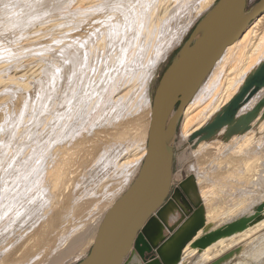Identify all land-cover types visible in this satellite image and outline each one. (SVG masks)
<instances>
[{"label": "rangeland", "instance_id": "1", "mask_svg": "<svg viewBox=\"0 0 264 264\" xmlns=\"http://www.w3.org/2000/svg\"><path fill=\"white\" fill-rule=\"evenodd\" d=\"M83 1L0 0V75L4 76L0 78V264H8L3 260L7 246V251L21 246L19 257L23 243L32 239L44 211L62 201L66 194L72 195L71 207L58 228L59 247L50 254L44 249L33 251L25 259L30 262L25 264H78L86 258L107 210L139 173L143 159L131 165L121 162L147 147L150 123L146 138L145 121L149 113L152 116V100L160 77L218 2L213 0L203 8L204 0ZM257 1L248 0V7ZM97 5L101 7L90 10ZM154 9L165 17L151 25L155 16L150 15L151 20L148 16ZM263 91L255 96L259 99ZM108 93L112 98L106 102ZM255 96L251 99L253 105L249 101L250 105L247 103L239 113L255 105L258 100ZM263 111L249 131L227 137V129L223 128L200 144L190 138L195 132L188 137L183 135L184 115L179 122L172 142L174 169L190 168L199 188L207 185L213 191L214 204L221 211L220 219L213 221H219L218 224L222 221L215 229L252 215L263 203H260L264 197ZM136 117L139 125L133 122ZM123 122L129 124V136L133 138L106 141ZM233 136H237L238 147L232 150L228 145ZM213 141L221 150H217ZM78 143L85 150L70 164L63 194L58 195L49 172L58 157L73 153ZM255 175L258 177L254 178ZM102 202L106 204L98 211ZM247 208H252V212L245 215ZM262 234L264 237V227L253 236L259 239ZM255 240L251 244L246 240L237 243L210 262L240 248L229 263L232 264L245 249L253 248ZM69 247L72 252L57 260ZM13 261L12 264H22L23 259Z\"/></svg>", "mask_w": 264, "mask_h": 264}, {"label": "water", "instance_id": "2", "mask_svg": "<svg viewBox=\"0 0 264 264\" xmlns=\"http://www.w3.org/2000/svg\"><path fill=\"white\" fill-rule=\"evenodd\" d=\"M263 13L264 0L250 8L248 0H218L165 69L154 92L147 152L139 173L108 209L89 254L78 264H181L188 245L201 252L263 219L264 202L252 215L215 229L218 222L207 219L193 170L174 169L172 145L184 110L201 82L226 48ZM262 88L264 60L248 74L230 104L194 133L191 140L200 143L224 127L227 137L250 130L264 110V96L251 110L240 116L238 112ZM153 251L159 257L147 261V254ZM239 252L240 248L230 250L209 264H229Z\"/></svg>", "mask_w": 264, "mask_h": 264}, {"label": "bare ground", "instance_id": "3", "mask_svg": "<svg viewBox=\"0 0 264 264\" xmlns=\"http://www.w3.org/2000/svg\"><path fill=\"white\" fill-rule=\"evenodd\" d=\"M83 1V0H82ZM106 1V0H105ZM109 1V0H108ZM107 1V2H108ZM165 1V0H164ZM84 2V1H83ZM101 2V1H100ZM111 2V1H110ZM163 2V0L161 1ZM213 2V0H204L202 1V6L203 8L206 7V5L211 4ZM48 3V2H47ZM89 3V1H88ZM116 3V2H115ZM108 4V3H107ZM160 2H159V6H160ZM201 4V2H200ZM84 5V4H83ZM110 5V4H109ZM58 6V5H57ZM82 6V5H81ZM201 6V7H202ZM91 7V6H89ZM88 7V8H89ZM101 7V5H97L96 7L93 6L91 7L92 9L90 10H96L99 9ZM156 7V6H155ZM196 7V6H195ZM199 7V6H198ZM66 8V7H65ZM74 8V6H73ZM201 8V9H203ZM72 9V8H71ZM77 9V8H76ZM157 9V8H156ZM156 9H154V11H152L148 18H150L152 15L155 16L154 20H151L150 18V22L151 25H153L154 23L158 24L161 19L163 18L164 15H167L166 13H168V8H165V14L162 15L160 14V12H158ZM159 9V7H158ZM89 10V9H88ZM87 10V11H88ZM89 10V11H90ZM75 11V10H74ZM77 11V10H76ZM86 11V12H87ZM201 11V10H200ZM198 12V11H197ZM91 12H89L90 14ZM94 14V13H93ZM76 15V14H75ZM151 15V16H150ZM153 16V17H154ZM165 17V16H164ZM167 17V16H166ZM153 19V18H152ZM191 21V20H190ZM149 25V24H148ZM149 27V26H148ZM188 27V26H187ZM156 29V28H155ZM182 31L184 30V27H182ZM21 32V31H20ZM177 34V33H176ZM180 36V35H179ZM64 37V36H63ZM67 42V41H66ZM76 42V41H75ZM102 43V42H101ZM33 45V44H32ZM57 45V44H56ZM62 45V44H61ZM66 45V44H65ZM71 46V45H70ZM67 47V46H66ZM79 47V46H78ZM166 50V49H165ZM75 51V50H74ZM164 53V52H162ZM161 58V57H160ZM72 59V58H71ZM264 60V13L261 14L258 18H256L248 27L247 29L244 31V33L236 40L234 41L231 45H229L224 54L221 56V58L216 62V64L214 65V67L212 68V70L209 72V74L206 76V78L201 82L198 91L196 92V94L194 95L193 99L191 100L190 103H188V105L186 106L185 110H184V122L182 124V132L183 135L185 136H189L191 134H193L194 132L196 133L197 131H199L201 128H203L208 121L214 116L216 115L218 112L221 111V109H223V107L227 106L230 104V102L234 99V97L237 95V93L240 90V87L242 86L243 82L245 81V77L247 76V74H249L250 70L253 69L255 66H257L258 64L261 63V61ZM75 61V60H74ZM5 62V61H4ZM56 62V61H55ZM159 62V61H158ZM72 63V62H71ZM157 63V62H156ZM155 63V64H156ZM59 65V64H58ZM158 65V63H157ZM155 65V66H157ZM53 66V65H52ZM50 71V70H49ZM63 71V70H62ZM80 73V72H79ZM86 73V72H85ZM85 75V74H84ZM82 76V75H81ZM8 77H10V75H8ZM80 77V76H79ZM85 77V76H84ZM118 77V76H117ZM0 78H4L3 75H0ZM7 79V78H6ZM11 79V78H9ZM45 79V78H44ZM43 79V80H44ZM48 81V80H47ZM41 83V81H39ZM38 82V83H39ZM43 84V83H42ZM111 86V85H110ZM116 86V85H115ZM39 87V86H38ZM57 87V86H56ZM109 87V86H108ZM112 88H110L111 90ZM264 90V88H262ZM261 89V90H262ZM59 90V89H58ZM76 90V89H75ZM260 90V91H261ZM109 91V89H108ZM115 91V90H114ZM259 91V92H260ZM111 92V91H110ZM258 92V93H259ZM264 92V91H263ZM120 93V92H119ZM257 93V94H258ZM255 94V95H257ZM109 97L104 99L107 101V99L112 98L110 97L111 94L108 93L107 94ZM126 95V93H125ZM254 95V96H255ZM262 96L258 99L257 96L256 99H258L256 101V103L264 96V94H261ZM77 96V95H76ZM127 96V95H126ZM253 96V97H254ZM260 96V95H259ZM121 97V96H120ZM124 97V96H123ZM252 97V98H253ZM80 98V97H79ZM119 98V96H118ZM125 98V97H124ZM251 98V99H252ZM121 99V98H120ZM119 99V100H120ZM123 99V98H122ZM250 99V101H251ZM76 100V99H75ZM81 100V99H80ZM92 100V99H91ZM117 100V99H116ZM147 100V99H146ZM78 101V100H76ZM145 101V100H144ZM253 101V100H252ZM252 101L250 102L252 104ZM254 101V102H255ZM249 102V101H248ZM247 102V103H248ZM103 103V102H102ZM247 103H245L244 105H242V107H244ZM255 103V105H256ZM108 104V103H105ZM249 104V103H248ZM250 105V104H249ZM248 105V106H249ZM253 105V104H252ZM251 105V106H252ZM254 105V106H255ZM248 106H246V108H248ZM250 106V107H251ZM253 106V107H254ZM101 107V106H100ZM242 107L240 108V110L242 109ZM249 107V108H250ZM252 107V108H253ZM103 108V107H102ZM100 108V110L102 109ZM151 108V107H150ZM252 108L248 109L251 110ZM239 110V112H240ZM244 110V109H243ZM242 110V111H243ZM247 110V109H245ZM150 111V110H149ZM48 112V111H47ZM238 115H242L244 113H246L247 111L243 112V113H239ZM149 118L147 121H145L146 125H145V132L143 134H145V137L147 135V131H148V125H149V121L151 120L150 117V113L148 114ZM48 117V116H47ZM133 122L137 125L139 123V118H135L133 120ZM112 124V122H111ZM139 125V124H138ZM118 126V125H117ZM144 126V125H143ZM108 127V126H107ZM113 127V126H112ZM226 128V127H224ZM261 128V127H260ZM252 129V128H251ZM54 130V129H53ZM114 130V129H113ZM116 130V129H115ZM264 130V127H263ZM249 131V130H247ZM254 131V130H253ZM262 131V130H261ZM256 133V132H255ZM136 134V133H135ZM142 134V135H143ZM247 134H251V132L247 133ZM264 134V133H263ZM130 135V127L129 124H126V122H123L121 124H119L118 126V130L117 132H115V134H113L112 137H109L107 140H111V139H115V140H126ZM246 135V134H245ZM254 135V134H253ZM251 135V136H253ZM137 136V134H136ZM192 136V135H191ZM248 136V135H247ZM250 136V137H251ZM144 137V135H143ZM237 136H233L230 141H229V145H228V149H234V147H238L236 146V141L235 138ZM249 137V138H250ZM133 138V137H132ZM147 138V137H146ZM145 138V139H146ZM186 138V137H185ZM191 138V137H190ZM241 138V136H240ZM81 139V138H80ZM238 139V138H237ZM247 140V139H246ZM80 141V140H79ZM255 141V139H254ZM214 142V141H213ZM236 142V143H235ZM242 142V141H241ZM244 142V141H243ZM248 142V141H247ZM80 143V142H79ZM78 143V144H79ZM83 143V142H82ZM81 144H77L78 146L76 147L75 151L71 153H66L69 154L68 156H60V154H58L59 161L61 158V161L57 162V164L55 165V167H53V169L49 172L50 173V177L52 178V186H53V190H55L57 192V194L61 193L63 194L64 188H65V184L67 183V179L69 178V173H70V164H73V160L76 158V155L80 153V151H84L85 149L83 148V145ZM207 143V142H206ZM212 143V142H211ZM215 143V142H214ZM213 143V144H214ZM240 143V142H239ZM246 143V142H245ZM65 144V143H64ZM200 144V143H199ZM204 144V143H203ZM210 144V143H209ZM216 144V143H215ZM214 144V145H215ZM219 144V142H218ZM221 144V143H220ZM243 144V143H242ZM208 145V144H207ZM206 145V147H207ZM212 145V144H211ZM238 145V144H237ZM244 145V144H243ZM205 146V145H204ZM259 148V144L256 145ZM74 147V148H75ZM201 147V146H200ZM211 147V146H210ZM213 147V145H212ZM211 147V148H212ZM226 147V146H224ZM208 148V147H207ZM216 148L217 150L219 149L217 144H216ZM240 148V147H239ZM238 148V149H239ZM257 147H255L256 149ZM59 150V148H57ZM56 149V150H57ZM64 149V148H63ZM62 149V150H63ZM202 149V148H201ZM236 149V148H235ZM242 149V148H241ZM254 149V148H253ZM53 150V149H52ZM57 150V151H58ZM66 150V149H65ZM70 150V149H68ZM67 150V151H68ZM200 150V148H199ZM221 150V149H219ZM223 150V149H222ZM55 151V150H54ZM56 151V154L58 153ZM61 151V150H60ZM59 151V152H60ZM64 151V150H63ZM147 152V147L142 148L141 151L137 152L135 151L132 157H128L126 158V160H124L123 162H121V164L123 165H131L135 162H139L140 160L144 159L145 155ZM201 152V151H200ZM203 152V151H202ZM224 152V151H223ZM54 153V152H53ZM196 153V152H195ZM55 154V155H56ZM214 154V153H213ZM236 154V153H235ZM55 155H53L55 157ZM65 155V153H64ZM238 156V155H237ZM57 157V156H56ZM214 157V156H213ZM219 157V156H218ZM84 158V157H83ZM55 159V158H54ZM202 159V158H201ZM219 159V158H218ZM83 160V159H82ZM56 161V160H55ZM88 161V160H86ZM214 161V160H213ZM232 161V160H231ZM72 162V163H71ZM210 162V161H209ZM54 163V162H53ZM257 166V165H256ZM221 167V166H220ZM254 167V166H253ZM222 169V167H221ZM238 169V168H237ZM49 171V170H48ZM259 171V170H258ZM248 172V171H247ZM255 172V171H254ZM223 173V172H222ZM219 174V175H222ZM257 174V173H256ZM260 174L262 175V173L260 172ZM264 174V173H263ZM218 175V176H219ZM259 175V174H257ZM255 175L254 178L257 176ZM49 177V178H50ZM242 177V176H241ZM258 177V176H257ZM264 178V177H263ZM262 177H260V179L263 180ZM49 180V179H48ZM256 180V179H254ZM259 180V179H258ZM257 180V181H258ZM261 180V181H262ZM51 181V179H50ZM210 181V180H209ZM249 181V180H248ZM253 181V180H252ZM252 181H249V183L252 184ZM239 182V181H238ZM260 182V180L258 181ZM257 182V183H258ZM264 182V180H263ZM261 182L260 184L262 185ZM248 183V184H249ZM208 184V181H207ZM249 184V185H251ZM254 184V183H253ZM252 184V185H253ZM259 184V185H260ZM257 185V184H256ZM255 186V185H254ZM253 187V186H252ZM251 187V188H252ZM259 187V186H258ZM264 187V185H263ZM262 187V189H263ZM201 194L203 199L205 200V205L209 203L208 208H207V219L208 221L210 220H217L220 219V209H218L217 205L214 204L215 202V196H213V191L210 190V188L207 185H204L203 187L201 186ZM227 188V187H226ZM261 188V187H260ZM259 189V188H258ZM260 191V190H259ZM264 192V191H263ZM56 194V195H57ZM58 194V195H59ZM260 194V193H259ZM263 194V193H262ZM57 195V196H58ZM264 195V194H263ZM72 195H68L66 194L64 199L62 201H57L55 203H53L50 208L48 207V209L46 210V212L44 211V215L41 216L42 218L38 221V225L35 226L36 229L34 230L33 228V232L31 230V232L33 233L32 239H30V241H27L25 243H23L22 246V251L21 254L19 255V257L17 256L18 252L21 249V246H15L13 248H8V251L6 250V247L4 250L6 252L3 253L4 255V263H13L16 260H18V262L22 259L23 261L20 262L22 264L28 263L30 262V260L28 262H26L25 259L29 258L32 254L33 251L35 252L36 250H43L49 251V254L52 253V251H55L58 247H59V238H57V235L59 234L58 232V228H60L62 226V224L65 221V216L67 214V211L69 210V208L71 207V197ZM57 198V197H56ZM260 198V197H259ZM263 199H261V202H264V197H262ZM251 199V198H250ZM230 200V199H229ZM260 200V199H259ZM108 201V200H107ZM245 202V201H244ZM104 203L106 204V202H102L100 205V210L101 208L103 209L104 207ZM221 204V203H220ZM230 204V203H229ZM113 205V204H112ZM111 205V206H112ZM24 206V205H23ZM26 206V205H25ZM110 206V207H111ZM34 207V206H33ZM44 209V208H43ZM230 209V208H229ZM242 209V208H241ZM248 209V208H247ZM246 209V210H247ZM254 209V208H253ZM16 210V209H15ZM39 210V209H38ZM97 211V209H95ZM228 210V209H227ZM243 210V209H242ZM245 210V211H246ZM35 211V210H34ZM97 211V212H98ZM108 211V210H107ZM254 211V210H253ZM24 212V211H23ZM252 212V208L248 209V211H246L244 214H251ZM247 213V214H246ZM40 214V213H39ZM239 214V213H238ZM243 215V213H242ZM26 216V215H25ZM240 216V215H239ZM234 217V216H233ZM237 217V216H235ZM22 219V218H21ZM32 219V218H31ZM30 219V220H31ZM232 219V218H231ZM29 220V219H28ZM232 221V220H231ZM228 221V222H231ZM219 222V221H218ZM224 222V221H223ZM227 222V223H228ZM36 223V222H35ZM222 224L221 223L217 224V227L219 225ZM226 224V223H224ZM35 225V224H34ZM264 227V219L261 220L259 223H256L255 226L245 230L242 233L233 235L229 238H224L221 239L217 242H215L214 244L208 246L207 248H205L204 250H202L201 252H199L197 249H192L190 248V246L188 245L183 253V262L181 264H205L207 262H210L212 259H214L216 256H218L219 254L223 253L224 251L230 249L231 247H233L234 245H236L237 243H241L244 240H246L247 243H250L253 241V239L257 238V241H254V244L252 243L253 248L250 249H245L241 255L239 256V258L232 264H255V262H260V261H264V237L263 234L259 237L257 236H253L254 233H257V231L261 230ZM30 232V233H31ZM19 234V233H18ZM30 234H28L27 236L30 238L29 236ZM253 237V238H252ZM27 238V237H26ZM24 238V239H26ZM2 239V238H1ZM0 239V240H1ZM23 239V240H24ZM58 239V240H57ZM28 240V239H26ZM2 241V240H1ZM0 241V242H1ZM5 241V240H4ZM16 243V242H15ZM8 244V243H5ZM13 244V243H12ZM11 244V245H12ZM251 244V243H250ZM10 245V246H11ZM6 246V245H5ZM3 246V247H5ZM73 248L69 247L68 249H66L64 252H61L59 254V256L57 257L58 259H62L65 256L69 255L72 252ZM3 252V251H2ZM226 253V252H225ZM16 255V256H15ZM2 256V255H1ZM33 258V257H32ZM13 261V262H11ZM17 262V261H16ZM2 264V263H1ZM19 264V263H18Z\"/></svg>", "mask_w": 264, "mask_h": 264}, {"label": "flooded vegetation", "instance_id": "4", "mask_svg": "<svg viewBox=\"0 0 264 264\" xmlns=\"http://www.w3.org/2000/svg\"><path fill=\"white\" fill-rule=\"evenodd\" d=\"M157 257H159V255L155 251L147 254L146 256L147 261H152L154 258H157Z\"/></svg>", "mask_w": 264, "mask_h": 264}, {"label": "crops", "instance_id": "5", "mask_svg": "<svg viewBox=\"0 0 264 264\" xmlns=\"http://www.w3.org/2000/svg\"><path fill=\"white\" fill-rule=\"evenodd\" d=\"M260 234H261V232H260Z\"/></svg>", "mask_w": 264, "mask_h": 264}]
</instances>
